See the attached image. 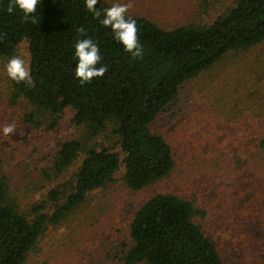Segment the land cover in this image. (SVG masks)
I'll return each instance as SVG.
<instances>
[{
    "label": "trees",
    "instance_id": "obj_1",
    "mask_svg": "<svg viewBox=\"0 0 264 264\" xmlns=\"http://www.w3.org/2000/svg\"><path fill=\"white\" fill-rule=\"evenodd\" d=\"M9 3L0 0V58L10 59L26 43L32 79L29 85L7 77L9 104L23 100L27 108L19 120L39 133L52 132L70 107L77 132L41 170L39 188L57 182L41 201L21 206L17 188L7 176L0 178V264H24L48 229L62 224L90 193L114 182L120 170L123 185L132 192L170 175L171 146L151 125L176 100L184 83L230 52L264 43V0H234L210 22L202 17L189 23L180 20L171 29L126 14L136 21L145 49L142 60L124 50L111 28L100 22L103 14L96 18L85 0H40L32 14L37 24L25 23L18 8L9 14ZM95 7L105 9L99 2ZM80 27L83 35L77 31ZM83 38L97 43L101 60L96 67L107 66V71L81 85L75 76L74 45ZM199 211L176 194L149 197L133 213L131 244L122 245L120 261L222 264L217 244L197 221Z\"/></svg>",
    "mask_w": 264,
    "mask_h": 264
},
{
    "label": "rangeland",
    "instance_id": "obj_2",
    "mask_svg": "<svg viewBox=\"0 0 264 264\" xmlns=\"http://www.w3.org/2000/svg\"><path fill=\"white\" fill-rule=\"evenodd\" d=\"M204 1L98 0L105 9L130 3L126 14L147 17L166 29L180 20L202 17L210 22L234 2L206 0L209 5L200 10ZM17 55L28 65L26 43L18 46ZM8 60L0 58V178L10 179L26 208L57 183L39 188L40 172L77 132L70 107L49 133L20 122L27 106L23 100L9 104ZM12 122L15 132L6 137L2 127ZM151 130L171 146L170 175L132 192L123 185L120 170L114 182L90 193L62 224L48 229L24 264H122V245L131 244L128 227L134 211L158 193L193 202L200 210L197 221L217 244L222 264H264V43L230 52L184 83Z\"/></svg>",
    "mask_w": 264,
    "mask_h": 264
},
{
    "label": "clouds",
    "instance_id": "obj_3",
    "mask_svg": "<svg viewBox=\"0 0 264 264\" xmlns=\"http://www.w3.org/2000/svg\"><path fill=\"white\" fill-rule=\"evenodd\" d=\"M98 0H85L87 9L94 14L96 18H100L103 14V18L100 20L103 26L110 27L114 33V39L121 43L124 50L131 54L133 59H143L145 49L141 45L138 39V29L136 21L131 17L126 18V13L132 7L130 3L113 4L103 10H98L95 6ZM40 3V0H10L7 7V12L13 14L14 10L18 8L24 14V22H31L37 24L40 22L33 13L36 12V7ZM82 35L85 33V29L80 27L77 29ZM75 56L78 59V63L75 68V76L80 80L81 85L91 82L94 77H102L107 71V66L96 65L100 62V49L92 39L83 38L76 41ZM7 76L17 82H26L32 84L30 75V68L26 64V61L21 56H13L5 65ZM16 128L15 122L6 124L2 127V133L4 136L14 134Z\"/></svg>",
    "mask_w": 264,
    "mask_h": 264
}]
</instances>
